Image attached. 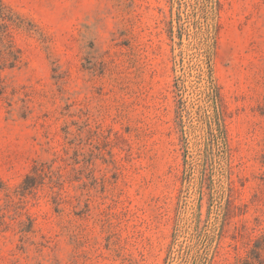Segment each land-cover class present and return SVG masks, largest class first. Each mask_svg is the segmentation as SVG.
Instances as JSON below:
<instances>
[{
  "label": "rangeland",
  "instance_id": "rangeland-1",
  "mask_svg": "<svg viewBox=\"0 0 264 264\" xmlns=\"http://www.w3.org/2000/svg\"><path fill=\"white\" fill-rule=\"evenodd\" d=\"M0 264H264V0H1Z\"/></svg>",
  "mask_w": 264,
  "mask_h": 264
},
{
  "label": "trees",
  "instance_id": "trees-1",
  "mask_svg": "<svg viewBox=\"0 0 264 264\" xmlns=\"http://www.w3.org/2000/svg\"><path fill=\"white\" fill-rule=\"evenodd\" d=\"M4 12H5V6L3 5L2 1L0 0V17H2Z\"/></svg>",
  "mask_w": 264,
  "mask_h": 264
}]
</instances>
